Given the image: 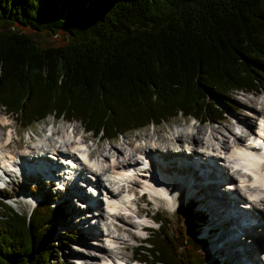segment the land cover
Returning a JSON list of instances; mask_svg holds the SVG:
<instances>
[{"label": "trees", "instance_id": "16d2710c", "mask_svg": "<svg viewBox=\"0 0 264 264\" xmlns=\"http://www.w3.org/2000/svg\"><path fill=\"white\" fill-rule=\"evenodd\" d=\"M262 87L264 0H0V109L23 128L54 115L111 142L179 116L217 124L236 92ZM196 207L177 209L175 230L156 212L137 256L209 264ZM65 214L49 197L32 212L1 202L0 264H66L69 243L51 242Z\"/></svg>", "mask_w": 264, "mask_h": 264}, {"label": "bare ground", "instance_id": "6f19581e", "mask_svg": "<svg viewBox=\"0 0 264 264\" xmlns=\"http://www.w3.org/2000/svg\"><path fill=\"white\" fill-rule=\"evenodd\" d=\"M259 108H261L260 110L258 109L257 111H259L263 116H264V104H260ZM254 115V113H253ZM240 119V120H239ZM238 121H240L241 124L245 123V126L247 128H250L253 132H256L257 130L255 128L252 127V123L253 121L247 117H240ZM244 122V123H243ZM239 123V122H238ZM230 127V125H229ZM232 128V127H230ZM203 128H201L200 126L197 128L196 133H193L192 135L185 132V137L187 139H185V141H183L184 145H183V152H190L191 153V157H196L197 159H200L203 161L202 164H204L207 161H211L212 163V168L211 171L209 172V177L212 179H215V181L211 182L210 185L214 188L213 192H215L217 194V197H213V200H219V203L223 206L227 205V202L231 203V202H235V201H239V199H246L248 196H253V192H246L243 195L241 192H239L240 190H244V186L247 183L248 180L251 179L250 176L247 177V179L244 177L241 180H237V177H235L232 173H231V169L234 168L235 166H242L243 168H247L248 170H250L253 175L256 176V178H253V182H256L258 186H254V193H259L260 198L259 200L251 203L252 208L250 209V215H252V218H254L256 221V225H254V228L252 226V228H247L245 230H243L239 236L235 239H233L234 245H238L241 246L243 248V253H241L240 250H238V253L240 256H242L243 254H248L249 255V261L250 264H264V166H260L258 165L259 162L257 160L254 161V159H249L244 157L242 154H239V151H243L245 152L247 148H249V146L245 145L246 142V138L239 133H232L231 134V145L228 144L227 141H223L225 140L223 136L221 135H216L215 140H218V143H209L210 146L208 145L205 150L207 151L205 154L202 151H199L197 149V146L202 143V137L198 138L197 133H201ZM233 129V128H232ZM230 129V130H232ZM236 129V127H235ZM78 131L77 127L74 128L75 132ZM222 131V130H221ZM221 133H224L223 131ZM233 132V131H231ZM258 132L262 133V130H258ZM68 133V132H67ZM65 132H63L62 135L58 136L57 140L54 136H47L44 135L41 137V140L43 141V144L36 145L34 146V148H29L25 151H19L16 149H7V148H3V145H1L0 142V172L1 173H5L7 176V180L8 178L11 180L13 178L12 174H10L11 171L15 170L18 171V164H21L19 161L20 160H28L29 162V166L33 167V166H38L40 167H46L48 165L47 161H41L42 159H46L47 158V153L49 150H55L57 148V144L60 141L66 142L67 144H69L71 137H72V133H68L71 134V137H69L68 135H66V137H64L65 134H67ZM54 134H59V131L56 129H54ZM212 134V133H211ZM1 135V134H0ZM140 136V135H139ZM213 136V135H212ZM211 136V137H212ZM225 136V134H224ZM68 137V138H67ZM184 137V134H180L177 139L179 140V138ZM184 137V138H185ZM210 137V138H211ZM43 138V139H42ZM84 138V137H83ZM183 138V139H184ZM214 138V137H213ZM143 139V138H142ZM149 139V137L147 138ZM146 139V140H147ZM182 139V140H183ZM194 139H197L199 141H197L196 143L193 142ZM79 140V139H78ZM83 139H80V141L82 142ZM141 140V137H140ZM211 140V139H210ZM235 141V143H233V141ZM130 141V142H129ZM138 142L137 138L131 139L126 141V146L125 147H114V155H108V157L106 159L102 158L101 160H99V156L95 157V150L90 149L89 153L90 155L93 157V159L91 161H85L83 163H81V168H83V172H88L89 175H91L92 177V183L95 186V188H99L100 186L103 187L105 185V179H104V175L109 176V178H119V177H124V174L119 171V170H123L125 165L130 163L132 166H140L141 163L139 162L138 158L136 157V155L138 153L144 154L145 156H147V158H149L150 162L152 164H157V160L155 158L156 155H161L163 158V160H165V158H170L171 156L176 155L174 152L175 150L171 149L170 146H166L168 148L166 149H162L160 148L158 145L159 141L155 139V137H152L149 139V141L145 144H139L136 145ZM212 142V141H211ZM65 143V146L67 145ZM132 143V144H131ZM180 143V142H179ZM134 144V145H133ZM188 144V145H186ZM227 146L226 151L224 152L222 149L225 148L224 146ZM86 145L80 144L79 142H74L72 143V146L70 147V152H74L76 150H78V148H83ZM242 146H244V149H240L238 150V148H241ZM180 147V146H179ZM178 147V148H179ZM164 150V151H162ZM238 150V152H237ZM252 148H249V152L252 153ZM40 152L44 155L41 156ZM174 153L172 154L170 157L168 156L167 153ZM33 156V157H32ZM105 155H102V157ZM27 157H31V159H27ZM259 157H262V155H259ZM4 158H6V160H3ZM70 158H74V154H71ZM111 158V159H110ZM123 158V159H122ZM34 159H38L37 162H34ZM220 160V162L218 161ZM5 161V162H3ZM182 163V162H181ZM217 163H219V165L217 166ZM222 163V164H221ZM5 166H8V169H4ZM26 165H24L25 167ZM8 171V172H7ZM234 172V171H233ZM80 175H83L84 173H79ZM155 176V170L149 171H143L142 172V176L141 177V181L142 182H148L149 179L151 177ZM232 180L231 183H229L226 186V189L221 190L220 186L222 184L223 180ZM237 180V181H236ZM74 182H70L69 185H73ZM81 185V184H80ZM134 184L133 182L131 183V185L129 186L130 189H126V188H120L119 191L121 192V196L118 197L119 195L114 192V191H109L108 192V196L105 195V193H101L102 190H100V194H99V198L96 199V201H92L88 203V207L90 208V210H92V213H87V215H92L90 218H95L94 221L95 223L93 225L99 224L100 225V243H96L94 244V247H97V250H100L99 252H91V261L92 262H102V257H106L108 256L109 258H112L115 255H122L125 258H132L133 256L131 255H127L125 254V252L122 251L123 247H127L129 250V245L127 244L128 239L123 237V236H118L116 239V232L120 231V232H124L127 233L128 236H133L132 232L130 231L129 233L127 232V225L126 223H128L129 225L134 226V222H126V219L120 215V214H109V212L107 211V208L109 207L111 210H124L126 212H130L129 210H131L132 214H137V215H147L150 216L149 214V208H144L143 206L140 205V201L141 200H145L144 197H146V195H144L141 198H137L135 200V203L129 202V197L131 196V193H129L130 191L134 190ZM145 187H149L147 185H145ZM235 187V191L231 192L229 189ZM154 191L158 192L159 190H157V188H153ZM163 189V188H161ZM192 189H197L196 187L192 188ZM87 192V191H86ZM165 192V191H163ZM162 192V193H163ZM74 193H72L71 191H68L67 194L65 195V202L68 201H72V196ZM87 194L86 193L83 194L81 189H78L77 191V195L80 198H87ZM91 194V193H90ZM104 194V198L107 199L108 201H113L114 199H117V202L112 203V205H108V206H104V200H103V195ZM151 198L155 199L152 195H150ZM110 199H109V198ZM226 198H229V200L227 202ZM106 200V201H107ZM148 199L146 198L145 201H147ZM156 202H158L157 199H155ZM176 201V198H174V200L171 203H174ZM87 202V201H84ZM244 202H248L247 200ZM136 204L137 209L133 210V206ZM149 204V202H148ZM14 205L17 207V203L15 202ZM67 205V203H66ZM71 206L73 205V203L70 204ZM131 206V208H130ZM106 207V208H105ZM145 210V212H144ZM72 213H74V209L71 211ZM149 213V214H148ZM86 215V214H85ZM262 215V216H261ZM152 217V216H150ZM220 218V217H219ZM82 219V218H80ZM88 219V217H87ZM114 219V220H118V223H115V221H111L109 222V220ZM101 223V224H100ZM90 225V226H89ZM88 225L87 229L91 228V224ZM90 227V228H89ZM111 227H113L114 229H111ZM108 230V232L106 233L105 236V231ZM94 232V230L88 231L87 233H92ZM94 234V233H93ZM112 235V237L110 236ZM256 235H258L259 239L263 244V247H259L261 245V243L258 242V244L256 243ZM255 236V237H254ZM123 237V238H122ZM262 237V238H260ZM106 240V242L108 243H117L118 247L117 250L115 249H111L108 248L105 245L104 239ZM99 239V238H96ZM132 239V238H131ZM255 239V240H254ZM253 240V242H252ZM231 244V243H228ZM93 246V243H92ZM229 245L226 244V250L228 251L229 254L231 251V248L228 247ZM229 248V249H228ZM251 248V250L249 251V249ZM124 249V248H123ZM256 249V250H255ZM102 254V255H101ZM238 256V254H236ZM247 256V255H246ZM85 261V260H84ZM91 261H89V263L86 260V264H92ZM256 262V263H255ZM146 264H150L149 262H147Z\"/></svg>", "mask_w": 264, "mask_h": 264}, {"label": "rangeland", "instance_id": "374dc122", "mask_svg": "<svg viewBox=\"0 0 264 264\" xmlns=\"http://www.w3.org/2000/svg\"><path fill=\"white\" fill-rule=\"evenodd\" d=\"M43 39H44L43 40L44 43H47V44L58 43L60 40L59 37H56V38L44 37ZM232 100H233V103H232L230 108L223 106V108L227 111V113L225 114V118L217 124L208 123V122L207 123H199L197 120H193L190 117L185 118V117L179 116L177 118L174 117L173 119H171L167 122H164L161 125L149 126V127L144 128L142 130H139V131H130L129 134H127L126 136H122L119 139L114 140L112 142H106V141H99L98 142L99 138L91 139V141H89V139H90L89 137L92 136V133L84 132L83 126L81 125L80 122L66 123L63 119H56L53 116H50V117L46 118L43 122L30 127L28 130H25L19 125V123L16 121V119L14 117H12L10 115L5 116V114H4L0 118V134H1L0 135V142H1V145H3V146H7L8 148L16 149L19 151H25V150L32 148V147L34 148V146H36V145L40 146L41 144H43L41 137L44 135L49 136V132L52 128L50 126V124L53 122V120H55L56 129L59 131L58 136L62 135L63 132L73 133L74 128L77 127L78 131L75 130V132L79 133L80 135L83 134L84 137L87 138L86 141L88 140L87 145H89V149L95 150V152H96L95 157L99 156V158H98L99 160H101L102 158L106 159L108 157V155H111V156L114 155L115 154V152L113 150L114 147H116V146L119 148L125 147L126 141L131 140V139L135 140L136 138L138 140L136 145H139L142 143L145 144L149 141L150 138L155 137V139L159 141L158 146L160 148L166 149V148H168L166 146H170L171 149L175 150L174 153L176 155H178L179 151H176V149L179 146H181V144L183 143V141H185V139H187L185 137V132L192 135L193 133H196L197 128L200 126L203 129H202L200 134L197 133V135H198L197 137L198 138L202 137V139H200V140H202V143H200L197 146V149L199 151H202L205 154L207 152L205 150V148L208 145L210 146L209 143H218L219 142L218 140H215L216 135H218V136L221 135V136L225 137L224 138L225 140H223V141H227L228 144L231 145V143H230L231 138L230 137H231L232 133H238L237 130L235 129V127H236V123H238V122L240 123V121L237 122V120L240 117H245V118L249 117L254 123V120L252 119V117L254 116L253 115L254 111H257L258 109L260 110L261 108H259V105L264 104V87H262V89L257 93L256 92L247 93L245 91L236 92L235 96L232 97ZM7 124H10L9 126H11L10 130H11V134H12V139L9 138V136L7 135V131H6V127H5ZM46 124H49L48 125L49 127L46 128ZM229 125L233 129L230 128ZM244 126H245V123H244ZM230 129H232V130H230ZM221 130L224 133L219 134ZM231 131H233V132H231ZM68 133L65 134L64 137H66V135L71 137V134H68ZM180 134H184L185 138L180 137L178 140L177 137ZM224 134H225V136H224ZM140 137H141V140H140ZM148 137H149V139H147ZM197 141H199V140L194 139L193 142L196 143ZM224 147L225 148H223L222 150L225 152L227 149V146L225 145ZM162 151H164V150H162ZM165 153H167V152H165ZM174 153H169V154L167 153V154L170 157ZM102 155H105V156L102 157ZM218 162H220V160ZM218 165H219V163H217V166ZM231 173L233 175L235 174L234 176H236V171L233 168L231 169ZM13 179H14V183L8 182V186H7L8 188L7 189L15 196V199L19 200V197H23L21 189H24L22 187V185L24 184V181H22L18 177H13ZM190 182H196V180L194 181L192 178L190 180ZM227 184H228V181L222 186L223 188H221V190L226 189ZM39 185L42 187V190L45 193L51 192V194L56 196L55 193L59 192V191H57L56 188H53L50 185H45L44 183H41V182H39ZM27 189H28V186H26V188L24 189V190H26L25 194H29ZM35 191H38V189L36 188ZM87 191H88V189H87ZM15 192H17V194H15ZM244 194H245V192H244ZM204 195H206L205 190H204ZM65 197H64V194H62V196H60V198H59V201H65L64 200ZM139 197L140 196L137 194L136 199ZM203 198H205V197L203 196ZM144 199L146 200V197H144ZM145 200H141L140 202L144 208L150 209L149 210L150 214L148 213L150 216L155 214L157 210L164 211L171 218V222H172L171 229L175 230V228H177L178 215L175 211L169 212V211L165 210L166 206L164 203H162V201L155 202L154 204H151L149 202V204H147L148 200L147 201H145ZM228 200H229V198H226L225 202H227ZM13 201H14V199H13ZM181 201L182 202L185 201V197L182 196V200H179V202H181ZM30 203H31L30 200L28 202V201H26V199H24V201H22V202H17L16 208L23 210V211H30L32 208V205ZM66 203H67V205L65 204V206L67 207V213L71 212L74 208H76V205H77V208L80 207L78 205V203H76L74 200L68 201ZM71 203H73L72 206L70 205ZM167 208L169 210L172 209L171 206H169ZM200 208H201V206L198 205L197 209L200 210ZM237 209L240 210V208H237ZM81 210H82V212H80V215L77 217V219H76L77 221L74 222L75 219H72L73 222L71 223V226H69L67 224V226L61 227V225H60L59 233L56 234L51 241L53 244L57 245L58 244L57 241H59L60 240L59 238H61L62 240L64 239L63 240V241H65L64 243H66V244L69 243V245H67V247L63 248V252L60 255V258L62 257L66 261V264H79V263L80 264H86L87 262L89 263V261L92 260L90 258L91 257L90 253L91 252L92 253L98 252V250L96 249L97 247H94V244L100 243V229H101L100 225L99 224L93 225L95 223V221H94L95 218L94 219L90 218L92 215H87V213H92L91 212L92 210H90V209H87V210L81 209ZM144 212H145V210H144ZM87 217H88V219H87ZM248 217H252V216L248 215ZM262 217H264V216H262ZM80 218H82V219H80ZM126 222H129V221L126 219ZM130 222L132 223V221H130ZM89 224H91V228L90 227L89 228L91 230H94V232L88 234L87 232L90 231V229H87ZM126 225H127V232L129 233L131 231L132 235H133V237H135V239L139 240L141 237L145 236V233L139 232L138 228H133L131 230L130 227L132 225H129L128 223H126ZM154 225H155V227L158 226L157 223ZM85 227H87V228H85ZM66 228L67 229L69 228V230L76 231L78 233L76 236L77 238L75 240H72V242L68 241L67 237L62 234L64 232V229H66ZM119 235L128 239L127 244L129 245V250L127 247H123L124 249L122 248V251L125 252V254H127V255L133 256L134 253L132 252L131 247H132V244L136 241L134 239H131V237L128 236L127 233L119 231ZM201 236H202V234H201ZM96 238H99V239H96ZM257 238H259L258 235H256V239ZM92 243H93V246H92ZM227 245H229L228 247L231 248L230 257L238 259L237 264H241V260H240L241 256L239 255L241 253H238V250H239L238 245L236 246L232 243L227 244ZM212 246L213 245L210 243V245L208 247L209 252H210ZM250 250H251V248L249 249V251ZM236 254H238V256ZM244 255L245 256L247 255L246 257L249 258L248 254H243L242 256H244ZM62 258H61V260H62ZM86 260H87V262H86Z\"/></svg>", "mask_w": 264, "mask_h": 264}]
</instances>
